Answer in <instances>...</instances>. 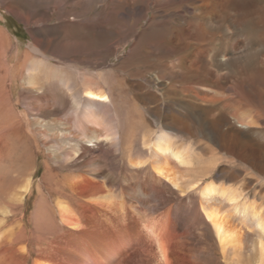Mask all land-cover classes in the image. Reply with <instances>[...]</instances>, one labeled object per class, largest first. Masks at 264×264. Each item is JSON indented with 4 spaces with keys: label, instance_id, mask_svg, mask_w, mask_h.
<instances>
[{
    "label": "bare ground",
    "instance_id": "1",
    "mask_svg": "<svg viewBox=\"0 0 264 264\" xmlns=\"http://www.w3.org/2000/svg\"><path fill=\"white\" fill-rule=\"evenodd\" d=\"M72 1L74 0H66L64 5L67 4L71 9ZM103 1L77 0L76 7L80 6L83 13H86L85 10L88 13L99 5L102 7ZM152 2L155 20L159 18L162 10H165L162 13L167 12V5L172 6L174 10L181 9L186 17L183 20L177 19L174 31L169 35L166 33L168 37L165 49L155 61L151 59L156 62V67L154 66L156 73L154 72L155 75L148 79V83L160 87L157 88L159 94L151 92L143 96L133 94V98L127 99L128 101L125 96L114 93V87H111L109 82V74L105 70L98 71L102 61L89 58L91 57L89 54L94 51L89 43L80 55L72 48H63V53L67 56L61 59L68 61L56 65L52 59L61 60L59 56L55 57L53 51L55 42L59 43L57 46H61L60 42L62 46H66L68 42L75 44L77 41L75 37L67 34L60 37L57 31L53 32L54 28L46 27L50 13L38 19V15L23 17L11 8L13 14L25 24L44 22V27L40 31H32V39L26 46L23 61L12 65L14 70L11 71L17 75L18 71H21L23 81L32 91L36 92L37 96L42 94L36 99L39 101L30 106V110L38 114L33 118L34 125L38 127L35 131L41 139L48 142L50 140L51 155L54 157L67 161L78 154L80 159L85 160L84 162L82 160V167H79L74 175L69 174V178L66 179H63V176L64 182L61 179L64 190L70 195L68 199L74 197L93 206L97 214H94L93 208L90 209L87 205L83 209L90 217L99 216L102 220L105 219V222H124L129 212L137 216L139 219L132 224L136 226L137 236L139 235L135 242L143 245L142 236L150 240L158 253L159 264H264V118L259 111L251 110V107H234L240 95L237 88L242 84L246 88L244 95L246 97L253 95L259 99L260 103L256 104L255 109L258 108L264 113V87H261L259 82L264 79V0H152ZM54 7L56 8V4ZM82 12H65V19L59 18L56 29L65 26L64 23L66 25L74 23ZM104 14L106 17L110 16L109 11L104 10ZM123 16L129 23L130 13H124ZM152 25V22L149 23L148 28ZM106 26L108 27L107 18L99 17V22L95 21L90 27L92 32L97 30L103 32L98 38L102 50L109 44L110 31ZM124 32L125 30L122 31L123 34ZM139 35L135 37L136 43L131 48V54L141 46H138V42L143 36ZM4 38L0 32L2 46L5 44ZM79 39L81 41L78 43L84 42L83 38ZM146 49L142 51L143 57L146 58L143 64L150 61L149 51ZM34 54L40 55L41 59L35 58ZM80 57L87 59L82 61ZM166 58L171 61L167 62ZM122 67L128 69V66L121 63L119 69L127 72ZM141 67L143 66L140 65ZM147 67L149 69V66ZM130 70L133 72V68ZM144 72L137 69L133 76L138 80L147 79ZM249 81L250 87L247 84ZM47 91L50 92V96L46 95ZM219 91H224L227 98L223 96V99L218 98ZM126 101L134 110L140 105L145 112L150 111L149 105L153 103L156 105L155 116L162 119L163 125L158 124L155 132L148 130L146 122L140 121L143 155L133 149L131 152L136 153L131 154L130 150H127L129 145L126 144L127 147L125 145L128 135L139 131V128L135 129V124L130 121L133 110L129 109ZM49 103L57 107L53 115H58L63 108L69 107L67 124L65 118V124H60L57 120L59 124L53 129L51 126V130L46 129L39 114L45 112H42V109ZM123 108L124 112L121 111ZM193 114L194 117L191 116ZM225 125L231 128H224ZM173 132L192 136L194 144L199 145L202 154L195 153L189 144H179ZM135 138L131 141L135 142ZM65 140L75 142L70 152H64L62 141ZM99 143L108 146L112 152L111 156L120 153L125 157L126 163L123 164L127 165L129 171L123 185V191L129 197L126 209L121 206L122 204L112 201L110 193L113 192L106 189L105 182L100 176V172L103 171H99V155L104 153V157L111 156L107 150L106 154L98 148ZM209 143L217 144L223 153L222 157ZM122 158L120 157V160ZM221 159H226L227 163L234 165L237 170L242 166L247 173L251 172L253 178L250 183L258 184L261 191L258 193L257 190H252L250 194L245 186L231 184L225 186L217 183L211 174ZM140 171L144 173L142 176ZM220 173L225 176L228 171L222 169ZM153 194L157 208L155 215L149 217L151 213L148 215L138 207L141 203L137 198ZM115 195H119L118 192H115ZM142 204L144 207L147 205L144 202ZM76 207L78 209V206ZM57 210L61 224L70 228L77 227L78 222L72 217L67 204L59 200ZM125 226L127 228V225ZM113 229L116 230V226ZM201 245L206 246V250ZM192 247L196 249H191ZM92 251L95 264H121L115 262V255L113 257L105 249Z\"/></svg>",
    "mask_w": 264,
    "mask_h": 264
},
{
    "label": "rangeland",
    "instance_id": "2",
    "mask_svg": "<svg viewBox=\"0 0 264 264\" xmlns=\"http://www.w3.org/2000/svg\"><path fill=\"white\" fill-rule=\"evenodd\" d=\"M65 2L66 0H0V32L3 34V37H5L4 46H2V44L0 45V264H95L92 249H105L108 254L113 257L115 255V262L121 264H159L158 253L150 240L144 239L141 235L144 244L140 245L135 242V239L139 238V235L137 236L138 231L136 226L132 224L139 218L131 215L129 208L128 217L125 218L126 221L105 222V219L102 220L99 216L90 217V215L87 214V211L85 212V209H83L87 205L83 200H78L74 197H69L70 199H68V196L70 195H68L69 193L63 188V179L69 178V174L74 175L79 167H82L81 165L85 160H83V158L80 159L78 154L67 161L51 155L50 146L52 143L50 140L48 142V140L41 139L40 135L38 136V133L35 131V128L38 130V127L35 126L33 122V118L38 114L36 111H34V113L30 110V106H33L36 101H39L36 99H39L42 94L37 96V93L32 91L31 87L23 81L21 71H18L19 76L16 73L14 74L11 72L14 70V68L12 70V65H16L15 63L23 61L26 46L32 39V31H40L41 28L44 27L43 21H39L33 25L25 24L20 21L11 10L14 9V11L19 12L23 17H37L38 15V19L44 18L50 13V17L48 16L49 21L45 26L51 29H56L57 25H59V18L65 19V12H82L80 6L76 7L77 0L72 1L73 3H71V6L73 8L71 9L67 4L64 5ZM54 4H56V8L54 7ZM184 5L187 6L186 4ZM102 7L99 5L96 7L97 9L90 10L88 13L85 10L86 13L82 12V14L74 20V23L69 25L64 23L65 26H62L59 30L53 29V32L57 31L56 33L60 34V37H63L66 34L72 35L77 41L75 44L74 42H71L70 44L68 42L66 46H62L61 42V46H57L59 43L55 42V45L53 46L55 57L59 56V59L62 62L58 59L56 60V58H54V60L52 59V61H55L54 63L56 65H62L63 62L68 61L61 59L66 58L67 56L63 53V48H72L80 55L81 52L88 47L87 43H89V46L94 49V51L89 54L91 56L89 58H91V60L102 61V66L100 67L101 70L98 68V71L105 70L106 73L109 74V82L111 87H114V93L116 95L119 93L120 95L125 96L126 100H131L130 98H133V94H141L142 96L149 92L159 94L157 88L160 87L148 83V79L155 75L154 72L156 73V62L154 61L162 53L163 49H165L167 35H169V33L171 34L176 28L175 25L177 24V19H185L186 14L184 11H180L181 9L174 10L172 9V6L167 5V12L162 13L165 11L162 10L161 14H159V18L155 20L153 11L154 4L152 0H104ZM126 8L127 10L130 9L129 12ZM67 9H69V11ZM104 10L109 11L110 16L106 17ZM124 13H130L131 19L129 20V23L131 25L123 16ZM161 15L162 17H160ZM99 17H105L108 20V27L106 26V28L110 31L109 44L106 45L105 50L100 49L98 39L100 37L99 34H102L103 32H100V30L92 32L90 30L91 25L94 24L95 21L99 22ZM95 18H97V20ZM70 21H73V19H70ZM151 22L153 25L148 28V25ZM124 30L125 35L122 33ZM138 35L139 37L143 36L140 38V42H138V46H141H139L140 48L137 47L138 50L134 54H131V48H133L135 45L134 43H136L135 37H138ZM79 38H83V43L85 44L78 43L81 41ZM144 45L147 47H143ZM56 46L58 47L57 50ZM145 48L149 51L148 59H150V61L143 64L146 58L143 57L142 51L145 50ZM33 56L37 59H41L38 54H34ZM48 57H51V55H48ZM80 58L82 61L87 59L84 57ZM166 61L170 62L171 59L166 58ZM121 63L128 66V69L122 67L124 70H127V72H132L130 68H133V72L137 69L141 72L145 71L147 79L138 80L133 76V72L128 74L127 72L120 71ZM150 64L152 66H150ZM140 65L144 68H140ZM147 66H149V69ZM13 77L15 79H12ZM259 82L261 83V87H264V79ZM248 83H250V81L247 82V84ZM158 85L161 86V84ZM136 86L138 87L136 88ZM237 89L238 94L240 95H238L237 105H234V107H251V110H255L256 112L259 111L264 118L263 111H260L258 108L255 109V106L257 107L260 100L253 95L246 97L244 95L246 90L245 85L240 84ZM30 93H32V95ZM126 94L127 96L129 95V98H127ZM46 95L50 96V92L47 91ZM218 95V98L220 99H223V97L227 98L224 91H219ZM127 101L126 103H128ZM129 104L130 103H128L127 106L129 109L133 110L132 114L134 115H131L130 121L133 125L135 124V129L139 128V131L135 130L137 132L129 134L128 137L130 138H126V140H128L127 142L125 140V145H129H126V147L128 146L127 150H130L131 154L138 151V154L143 155L144 152L141 147L142 144L140 137V123L149 122L148 124L145 123V126L151 132H155L158 129L157 127H159L158 124L161 123L163 125L161 122L162 119L155 116L156 105L153 103L149 105V112H145V109L140 105L134 110L131 104ZM35 108H37L36 105ZM56 108L57 107L51 106V103H49L45 108L46 110L44 108L42 109V112H45L39 114L41 115V120L45 123L44 126H46V129L48 130L53 129L56 124H63L65 118L67 120L65 123L67 124L69 122V116H67L70 111L69 107H65L66 109L63 108L58 115H53V111H55ZM169 109L171 110V108ZM58 111L59 109L56 110V112ZM121 111L124 112L125 109L123 108ZM132 116L135 118V121ZM191 116L194 117V114ZM57 120L60 122H56ZM225 127L227 129L231 128V126L227 125H225L224 128ZM175 134L179 144H189L195 153L202 154L199 150V145L194 144V138L192 136L183 133ZM133 135L134 137H132ZM133 138H135V142L131 141ZM65 141H62L64 152H70L73 148V143L75 144V142L70 140V142L66 141L67 143H65ZM138 144L139 146H137ZM209 144L215 149V152L222 157L223 153L217 144ZM98 146L103 152L107 150L111 156L112 152L105 143H99ZM132 149L136 152H131L133 151ZM107 152L105 151L106 154ZM120 155V153L113 154L109 159L108 157H104V153H101L99 155L100 164L98 165L100 169L99 171H103L100 172L102 174H100V176L105 182L106 189H108L109 192H113V194L110 193L112 201L115 200L114 202L116 204H122L121 206H124L126 209L128 207L129 197L125 195L123 185L126 182L125 177L129 171L126 168L127 165L125 164L126 160L124 155ZM119 156L121 158L124 157L121 159L122 162H120L121 160ZM125 156H127V154ZM101 160L103 162H101ZM115 162L116 164H114ZM123 162L125 163L123 164ZM108 165L110 168L106 167ZM71 166L75 167L71 168ZM222 169L227 170L228 174L222 176L220 173ZM238 169L239 170H237L234 165L228 164L226 159H221L215 166L211 177L216 178L217 183L220 185L229 186L231 184L234 186H245V188L247 187L249 189L250 194L252 193V190H257L259 193L261 191V188H258L259 185L256 183H250L253 178L251 175L252 173H247L242 166ZM229 173H233V175L230 176ZM142 174L144 173L141 172V176ZM113 185H115V187H112ZM115 192H118L119 195H115ZM150 195L147 197L139 196L140 198L137 196L138 202L141 203L138 207L148 215L151 213L149 217L155 215L154 213L157 208L156 202L154 203V201H156L155 195ZM146 198L149 199L145 200ZM150 198L151 200H154L151 201ZM59 200L70 207L72 217L78 222L77 227L70 228L61 224L57 213V202ZM142 202L147 203V205L144 207ZM79 204H81V206ZM140 205H142V207ZM76 206H78V209ZM87 206L94 210L93 206ZM82 211L84 213H82ZM94 214H97L96 210H94ZM109 223L112 224L110 225ZM125 225H127V228ZM115 226L116 230L113 229ZM192 240L195 239L192 238ZM191 246L192 245H190V247ZM201 246L206 250V246ZM193 248L194 247L191 249Z\"/></svg>",
    "mask_w": 264,
    "mask_h": 264
}]
</instances>
